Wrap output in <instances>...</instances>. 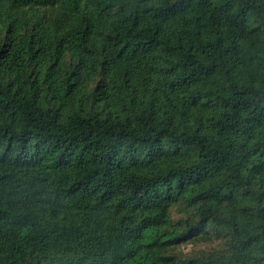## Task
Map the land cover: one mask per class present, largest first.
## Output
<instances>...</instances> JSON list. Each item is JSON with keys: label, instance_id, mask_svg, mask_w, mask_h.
<instances>
[{"label": "trees", "instance_id": "trees-1", "mask_svg": "<svg viewBox=\"0 0 264 264\" xmlns=\"http://www.w3.org/2000/svg\"><path fill=\"white\" fill-rule=\"evenodd\" d=\"M0 264H264V0H0Z\"/></svg>", "mask_w": 264, "mask_h": 264}, {"label": "rangeland", "instance_id": "rangeland-1", "mask_svg": "<svg viewBox=\"0 0 264 264\" xmlns=\"http://www.w3.org/2000/svg\"><path fill=\"white\" fill-rule=\"evenodd\" d=\"M193 248L194 246L192 244H186V243H183L179 246V249L184 253L190 252ZM195 248L199 249L202 247H195Z\"/></svg>", "mask_w": 264, "mask_h": 264}]
</instances>
